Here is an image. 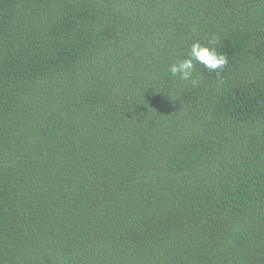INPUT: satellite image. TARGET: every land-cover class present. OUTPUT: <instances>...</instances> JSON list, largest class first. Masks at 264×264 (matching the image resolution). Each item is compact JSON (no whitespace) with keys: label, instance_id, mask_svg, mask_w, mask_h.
<instances>
[{"label":"trees","instance_id":"1","mask_svg":"<svg viewBox=\"0 0 264 264\" xmlns=\"http://www.w3.org/2000/svg\"><path fill=\"white\" fill-rule=\"evenodd\" d=\"M0 264H264V0H0Z\"/></svg>","mask_w":264,"mask_h":264},{"label":"clouds","instance_id":"2","mask_svg":"<svg viewBox=\"0 0 264 264\" xmlns=\"http://www.w3.org/2000/svg\"><path fill=\"white\" fill-rule=\"evenodd\" d=\"M218 38L212 36L206 44L199 41L192 42L186 57L171 63L168 72L172 77L180 81L188 82L192 86H197L198 79L194 75L196 64L202 65L209 72H215L219 75L228 64V57L222 52H218L215 45Z\"/></svg>","mask_w":264,"mask_h":264}]
</instances>
